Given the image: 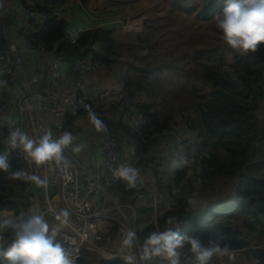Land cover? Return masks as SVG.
Segmentation results:
<instances>
[{
    "label": "trees",
    "instance_id": "1",
    "mask_svg": "<svg viewBox=\"0 0 264 264\" xmlns=\"http://www.w3.org/2000/svg\"><path fill=\"white\" fill-rule=\"evenodd\" d=\"M25 6L29 12L31 7L28 3ZM173 7L195 13L201 21L210 22L214 14L224 7V0H175ZM44 10L51 12L49 8ZM31 22L33 32L28 38L31 49L70 56L83 52L92 61L93 71L112 68L123 57L116 52L118 43L114 36L115 30L85 31L76 42L71 43L67 41L69 24L65 19ZM147 26L149 32L155 30L153 25ZM213 30L220 44H214L209 49L196 48L195 57L198 59L193 67L187 68V55L177 56V59L185 62V67L167 64V68H174L178 72L177 84L182 90L178 89L173 95L178 105L173 106L166 99L161 104L163 100L158 101L160 93L153 89L150 92L153 94L152 101H136L137 90L146 92L144 86L150 78L162 80L158 72L165 67L162 64L157 67L152 65L157 62L156 57L164 59L165 56L155 52L159 43L153 42L150 35L136 36L133 46L140 50L129 55L143 66L140 69L131 65L129 71L140 75L136 78L128 75L122 77L126 95L119 105L123 112L132 115L138 111L146 118V125L140 133H130L138 149L137 167L141 169L151 139L172 132L179 123L197 134L195 141H183L187 145L189 158L197 160L191 169L193 175L189 174L188 167L180 169L171 186L159 187L160 191L166 190L172 196V209L166 211L160 208L155 224L151 221L155 213L153 206L147 203L135 205L139 199L149 198L148 192L140 189L138 184L128 189L123 182L118 181L110 190L118 196L122 206L129 205L137 209L139 219L135 227L141 238L155 229L163 230L166 227L165 218L176 215L183 222L180 229L182 234L197 235L205 243L212 237L222 236L230 241L234 252H244L246 257L264 264V47L247 57L233 53V59L229 61L227 46L219 30L216 26ZM142 51L146 54L140 55ZM174 55H177V51ZM183 77L189 84L182 81ZM195 81L202 82L207 91L198 87ZM147 85H151L150 82ZM170 92L173 94L168 90ZM73 119H66L65 129ZM13 166L15 169L25 168L21 161H14ZM197 180L200 181L199 187L196 186ZM219 183H229L231 194L218 196L220 199H215L217 201L209 207L208 203L217 192ZM223 198L228 201L224 202ZM195 199L202 200L201 204L193 206ZM5 211L15 214L20 212L13 193L0 196V214ZM110 235L112 238L120 236L117 223H114ZM7 237L10 239L11 234L7 233ZM85 254L87 252L84 251V257L79 259L78 264H92L88 257L85 259ZM216 259H213V264ZM98 264H122V261L120 258L100 260ZM153 264L164 262L156 260ZM183 264H191V257L184 260Z\"/></svg>",
    "mask_w": 264,
    "mask_h": 264
},
{
    "label": "built area",
    "instance_id": "2",
    "mask_svg": "<svg viewBox=\"0 0 264 264\" xmlns=\"http://www.w3.org/2000/svg\"><path fill=\"white\" fill-rule=\"evenodd\" d=\"M26 1L31 7L29 18L37 23L63 19V14L67 13L65 9L71 2L69 0ZM44 8L51 9V12ZM8 12L9 9L3 5V0H0V79L6 81L4 85L11 91L9 99H5L1 94L2 86H0V118L4 114L8 115L10 128L13 127L12 114H14L18 120L17 126L24 128L34 137H39L49 128L54 135L59 136V133L65 130L68 117L77 118L81 114L87 115L89 110L94 111L92 103L86 97L87 77L93 72L92 61L83 52L75 56L56 55L50 62L48 82L42 89H40V77L22 79L21 71L27 57L41 56L44 53L29 47H18L14 43L5 19ZM65 65H68L75 75L78 90L74 94L68 93L65 88ZM145 125L144 114L134 111L129 120V132L140 133ZM100 150L101 158L96 171L85 167L69 150L64 154L69 161V167L51 163L37 168L26 162L21 153L13 154L14 161L23 162L26 170L36 175L40 173L41 179L47 181V185L43 186V214L55 217L59 209H68L71 212V222L64 225L65 228L59 234L68 250L78 257L77 264L84 249L102 243V221L112 220L110 218L112 210L106 207V200L107 197L110 198L109 189L120 181L114 175V169L120 164L136 166L125 161L121 141L115 133L104 135ZM178 155H183L189 160L187 145L183 141L179 142L171 159ZM177 171H171L173 179ZM29 191L28 187L24 190V197L31 206H34L37 200L34 195L28 193ZM165 196V194L160 195L162 200ZM96 200H100L103 207L97 208ZM126 207L131 208L129 205L123 206ZM132 210L135 215L133 208ZM122 215L124 216L123 213ZM235 253L229 260L236 259Z\"/></svg>",
    "mask_w": 264,
    "mask_h": 264
},
{
    "label": "clouds",
    "instance_id": "3",
    "mask_svg": "<svg viewBox=\"0 0 264 264\" xmlns=\"http://www.w3.org/2000/svg\"><path fill=\"white\" fill-rule=\"evenodd\" d=\"M212 19L224 44L239 56H250L264 47V0H224V7ZM5 83L0 79V86ZM87 120L96 133H109L107 124L95 111L87 112ZM76 139L69 130L56 136L49 128L34 137L20 126L10 127L0 141V174H7V180L46 186V180L25 168L12 170L11 154L21 153L26 162L37 168L51 163L69 167L65 151L70 149L73 153H81L83 149ZM188 166L189 160L183 155L169 162L172 172ZM140 171L137 166L120 164L114 169V175L132 189L137 185ZM199 185L197 180L196 186ZM70 217L68 209H59L55 214L58 225L69 224ZM164 223L163 230L155 229L142 238L134 228L127 229L120 241L122 264H153L156 260L164 264H183L189 256L191 264H213L214 258L233 257L230 241L222 236L212 237L205 243L197 235L182 234L183 222L176 215H168ZM4 233H10L11 238L6 245L0 246V264H77L78 257L68 250L57 228L50 227L43 212L34 208L18 214H0V234Z\"/></svg>",
    "mask_w": 264,
    "mask_h": 264
},
{
    "label": "rangeland",
    "instance_id": "4",
    "mask_svg": "<svg viewBox=\"0 0 264 264\" xmlns=\"http://www.w3.org/2000/svg\"><path fill=\"white\" fill-rule=\"evenodd\" d=\"M69 1L71 2L69 6L65 9V11L70 10L74 12L77 17L82 19L83 23L85 24V27L92 28L93 30L98 28L115 30L114 36L118 43L116 52L123 57H121L120 60H118V62L114 66H112L113 70H110V68H106L104 70L105 72L103 73V76L106 77L105 79L110 80L109 79L110 77L112 80L113 78L112 74L119 71L117 69L123 71L128 70L127 72L128 77L131 76L132 78H136V76H139L140 74H138L137 72L129 71L131 65L138 67L140 69L143 68V66L141 65L142 63L140 64V61L131 59L129 57V55L133 54V52L137 53V51L140 50L139 48L137 47L134 48L133 46V44H135L136 42V36H145L147 34L150 35L153 42L158 41L159 43L158 48L155 50V52L160 53V55L163 54L165 57L164 59H161V57H156L158 58L157 62L152 63V65L153 67H157L159 64L165 66L164 68H162L160 72H158V77H161L162 80H158L157 78H150L149 82L151 85H147L149 82H146L147 84L144 86L146 88L145 90L146 92L142 91V89L140 91L137 90V93L141 95V96L140 95L136 96L137 97L136 101L139 102L149 103L151 97L153 96V94L150 92H152L153 89L157 93L158 92L160 93L161 98H159L158 101L163 100L161 104H163L164 100L166 99L170 101L171 104L173 103V106L174 104L178 105L177 100L174 99L173 97V95L178 92L179 87H181L180 85L177 84L178 72L174 68L173 69L167 68V64L175 65V67L176 66L185 67V65H183L185 62L180 59H177V56L187 55L188 57L186 59L188 60L189 63V67L187 68H191L194 66L193 64L196 63L198 59V58L196 59L195 57L196 48L209 49L214 44H220V42L217 41V39H215L216 33L213 30V27L215 26L214 20H211L210 22L201 21L199 18L196 17L195 13L180 11L174 8L173 4L175 0H69ZM6 7L9 9V12L6 15L7 17L10 13V8L7 5ZM66 17H67V13L66 14L64 13L62 18L65 19ZM148 24L154 26L155 30L153 32H149L147 28ZM226 49L228 50L226 56L228 57L229 61H231L233 59V55H234L233 53L236 52L227 47ZM175 51H177L176 56L174 55ZM145 54L146 52L143 51L140 52V55H145ZM64 74L65 76L68 75L66 70H64ZM182 81L189 84L188 80H186L185 77L182 78ZM195 83L198 84V87H200L204 91H207L205 85L202 82L195 81ZM104 87L107 88L108 86L105 85ZM161 87L163 88L161 89ZM166 87H168V89ZM121 89H124V87L122 86ZM168 90L172 91L173 94H171V92L169 94ZM179 90H182V88H180ZM8 91L9 89L5 85H3L1 89V94L5 99H9L10 97V94L7 93ZM183 92L186 94V90H184ZM125 95L126 94L124 92V96ZM123 98H121V96H118L116 101H119L120 99L123 100ZM110 101L112 102L113 100ZM12 119H14V114H12ZM9 125H7V128H9ZM12 126L15 127L14 125ZM7 128L1 130L3 137L7 135L8 132ZM177 129L181 131L182 129L181 123H179ZM128 133L130 134V132ZM196 161H197L196 159L189 158L188 168L190 169L189 172L190 175H193V171L191 169L195 165ZM90 169L92 170V168ZM145 170L143 169V171L141 172L137 184L140 189L148 192L149 198L147 199V204L149 206H153L155 209V213L151 221L157 224L159 217V209L160 208H163L164 210L171 209L173 206V198L172 196L169 197L165 196L162 200L160 195H162L163 193H161V191L158 190L157 185L155 184L150 185L148 181L150 174L149 172L152 169L151 170L145 169ZM6 175L7 174H0V187H4L8 185L12 181L5 179ZM37 175L40 176L41 178L40 173H38ZM234 186H237V183H234ZM27 187L30 188V191L28 193L34 195L36 197L37 202L44 201L41 187H38L37 189H35V191H32V189L35 188L36 185L32 184L31 182L25 183L24 190ZM230 187L231 185H229V183H219L218 186H216L217 192L213 196H211L212 199L208 203V205L210 204V206H212L214 201L219 200L220 198L218 196L224 197L226 193L231 194ZM24 190H22L21 192L18 191V193H20L19 195L20 197H22L24 202L27 201V203H29L28 199L24 197V193H23ZM108 192L110 198L107 197L106 207L112 210V213L110 215L111 216L110 218L112 220L102 221L103 224L102 243L84 249V251L87 252V255L85 254L86 255L85 259H87L88 257V259L92 262V264H98L100 260H114L120 258V256L123 254L121 250L120 241L124 233L127 231V229L134 228L136 230L135 224L136 221L139 219L138 212L135 207L131 206V208H127V207L123 208V206L119 203L118 196L114 192H110V191ZM223 201L227 202L228 200L226 198H223ZM201 202L202 200L195 199L192 202V205L195 206L198 205L199 203L201 204ZM132 208L135 211V215H133L134 213ZM120 211L124 214V216ZM41 212H44L43 206ZM47 215L49 216L50 214ZM114 223H117L120 226V236L119 237L117 236V238H112L110 235V231ZM7 243L8 242L3 236V234H0V246H2L3 244L6 245ZM84 251L81 257H84ZM241 260H242V264H252L250 262V259H246L245 255L241 257ZM241 260L240 258H238L233 262L230 260L226 261V258L219 260L216 259L215 264H241L240 263Z\"/></svg>",
    "mask_w": 264,
    "mask_h": 264
},
{
    "label": "crops",
    "instance_id": "5",
    "mask_svg": "<svg viewBox=\"0 0 264 264\" xmlns=\"http://www.w3.org/2000/svg\"><path fill=\"white\" fill-rule=\"evenodd\" d=\"M27 3L26 0H24ZM23 0H4L3 5H6L10 8V13L6 17L8 30L12 37V40L18 47H29V35L33 32L32 22L29 18V12L27 7L25 6ZM67 23L69 24V33L67 41L74 43L78 40L79 35L82 32L93 30L92 28L85 27L82 19L77 17L74 12L68 10L67 17L65 18ZM104 29V28H98ZM108 30V29H106ZM43 52V51H42ZM41 56L39 55H30L27 57L25 64L22 67L21 71V78H28V77H40L41 78V87L42 89L48 82L49 78V67L50 62L56 56L55 54H47L43 52ZM106 68H101L99 70H94L90 76L87 77V99L92 103L94 106V111L100 116L101 119L105 121L109 128V133H115L118 135L121 141V147L124 154V159L127 163L135 164L138 162L137 156V145L131 139L130 134H128V125L130 120V114L123 112V108L119 105L121 102L116 101L118 96L123 98L124 96V89H121L122 86L124 87L122 77L124 75L127 76V71H123L117 69L116 73H113L112 80L105 79L106 77L103 76ZM64 70L67 71L68 75L65 76L64 74V84L66 91L70 94H74L77 92V86L75 83V75L71 71V68L68 65H65ZM110 70H113L110 67ZM105 80V82H104ZM107 85L108 87L105 88L104 86ZM11 95V91L7 92ZM137 95H140L139 93ZM141 96V95H140ZM110 100H113L112 102ZM145 103V102H143ZM122 113V114H121ZM9 116L5 115L0 118V141L4 139L2 136V131L7 128L9 125ZM13 125L16 127L18 124L17 118L14 117L12 119ZM3 128V129H1ZM8 129V128H7ZM177 129V128H176ZM173 130L170 133L163 134L160 136H156L151 139L149 142V147L147 153L144 155V162L141 167L140 175L143 169H152L149 173V184H155L158 187H167L168 185H172L173 178L171 177V171L169 170V162L171 159V155L174 150L177 148L180 141L191 140L195 141L197 139V134L191 133L190 131L182 125L181 131ZM69 130L73 131L74 135L76 136V143L82 144L83 149L81 153H73L70 149H68L71 153H73L78 160L88 169L92 168V170L96 171L98 169V162L101 158V144L103 141V134H98L94 131L87 120L86 114H81L80 117L74 118L69 127L64 131ZM62 131L60 134H62ZM2 148V145H0ZM15 153V152H14ZM10 156L11 162V169L16 170L13 166V154ZM156 164V165H155ZM90 165V166H89ZM155 165V166H154ZM146 171V170H145ZM25 183L22 181L12 180L8 185L4 187H0V196L8 195L13 193L15 197V203L20 211L26 210L30 208V204L23 201L22 197H20V193L23 190ZM38 187L32 189L35 191ZM42 189V195L44 198V189ZM110 192H114L109 189ZM160 191V190H159ZM161 193L165 194L166 197L170 195L167 193L166 190L161 191ZM22 199V200H21ZM147 203V200L139 199L136 202V207L138 205H144ZM27 205L29 208H27ZM43 201H38L34 206L37 211H42ZM97 208L103 207V203L100 200H96ZM172 209V208H171ZM171 209H166L169 211ZM13 212H2L1 214H8ZM46 220L49 222L50 227L57 228L58 232L62 231L65 226L58 225V222L55 220L53 215H45ZM3 236L7 240L10 239L7 237V233H4ZM4 245V244H3ZM2 245V246H3ZM236 259L240 258L245 253L243 252H236ZM246 257V256H245ZM219 259H225L222 257H218ZM235 259V260H236ZM246 259H250L252 264H258L257 261L246 257ZM229 260L226 258V261ZM229 263V262H227ZM242 264V260L240 261Z\"/></svg>",
    "mask_w": 264,
    "mask_h": 264
},
{
    "label": "water",
    "instance_id": "6",
    "mask_svg": "<svg viewBox=\"0 0 264 264\" xmlns=\"http://www.w3.org/2000/svg\"><path fill=\"white\" fill-rule=\"evenodd\" d=\"M209 207H211L210 204H209Z\"/></svg>",
    "mask_w": 264,
    "mask_h": 264
}]
</instances>
